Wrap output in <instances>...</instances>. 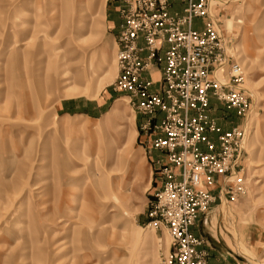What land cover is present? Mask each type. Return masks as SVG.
<instances>
[{"label":"rangeland","instance_id":"rangeland-1","mask_svg":"<svg viewBox=\"0 0 264 264\" xmlns=\"http://www.w3.org/2000/svg\"><path fill=\"white\" fill-rule=\"evenodd\" d=\"M100 1L74 0L88 28L58 59V38L70 37L60 35L64 0H0V264H169V233L148 225L154 165L138 112L113 85L117 44L105 10L119 0L102 11ZM210 3L251 105L241 115L213 103L222 129L240 124L246 135L228 180L233 198L213 203L196 228L264 264V0ZM24 96L41 111L25 108Z\"/></svg>","mask_w":264,"mask_h":264},{"label":"built area","instance_id":"built-area-1","mask_svg":"<svg viewBox=\"0 0 264 264\" xmlns=\"http://www.w3.org/2000/svg\"><path fill=\"white\" fill-rule=\"evenodd\" d=\"M210 9V0L118 3L122 21L113 85L144 116V142L158 151L152 164L159 186L148 216L170 235L169 264H211L205 238L193 227L213 203L235 194L228 180L243 154L245 127L222 129L211 99L241 115L251 105L243 69ZM214 183L216 191L210 188Z\"/></svg>","mask_w":264,"mask_h":264},{"label":"crops","instance_id":"crops-1","mask_svg":"<svg viewBox=\"0 0 264 264\" xmlns=\"http://www.w3.org/2000/svg\"><path fill=\"white\" fill-rule=\"evenodd\" d=\"M119 3V1H118ZM118 3L111 4V6H107L105 10V16L108 28L112 31V36L116 41V37L119 31V26L122 21V18L118 12ZM172 5L175 8L180 7V3L177 1H172ZM196 23L199 24L200 19L195 20ZM212 104L215 99H211ZM214 111V110H213ZM214 114V112H213ZM140 113H137L138 118V126L137 129L140 130V141L142 144V147L144 148L145 152H148V158L150 160V163H152L153 158L158 154V151L150 149L147 147L146 143L144 142V134L142 133L140 129ZM153 165V164H151ZM152 179L154 181L155 189L159 186V181L157 178V175L154 170V166H152ZM219 183H214L210 186V188L214 191L217 190ZM206 219V215H205ZM193 230L197 233L202 235L205 238L204 247L208 250V260L211 264H249L247 261V258L245 255H243L239 251H235L232 249V247L228 244L226 239L222 235H218L217 233H209L207 235L206 233L200 232L198 228H196V225L193 227Z\"/></svg>","mask_w":264,"mask_h":264},{"label":"bare ground","instance_id":"bare-ground-1","mask_svg":"<svg viewBox=\"0 0 264 264\" xmlns=\"http://www.w3.org/2000/svg\"><path fill=\"white\" fill-rule=\"evenodd\" d=\"M81 2V1H80ZM105 3H106V0H101L100 3H98L97 5V10L99 11H102L103 8L105 7ZM74 0H64L63 2V6L64 7V14H61V22H62V25L60 26L62 28V33L60 34L61 36H64V35H70L69 38H67V41L65 43L63 42H60L59 41V38H58V46H55L54 51L56 49H58V59L61 57V58H64L66 52L64 51L63 52V46L68 44L69 41L71 40H79V35H80V30L83 31L84 28H88V25L86 24L87 21L89 20L88 18L90 17L89 14H86L85 13V10L81 7H74ZM52 9L53 7H56V5L52 2V5H51ZM74 8V9H73ZM71 10H74L73 13H69L71 12ZM59 15V14H58ZM59 17V16H58ZM59 23V22H58ZM60 25V24H58ZM229 26V24H228ZM59 27V28H60ZM58 28V30H59ZM57 30V31H58ZM25 42L24 43H27L29 42V37L23 39ZM217 76L220 78L221 75H218ZM104 86V84H101L99 86H97V92L98 90H100L102 87ZM23 105L26 106L25 108L29 109H33L37 112H39V110L41 111V107L37 104L34 106V103L30 104V99H28V96H24L23 98ZM246 135V130H245V133H244V136H243V140H244V137ZM138 164V156H136L133 161H132V166L133 167H136ZM117 186V185H116ZM118 186L116 187V190L118 191ZM120 190V189H119ZM153 225V223H148V225ZM83 236V235H81ZM263 262V261H262ZM259 264H262L259 262Z\"/></svg>","mask_w":264,"mask_h":264}]
</instances>
